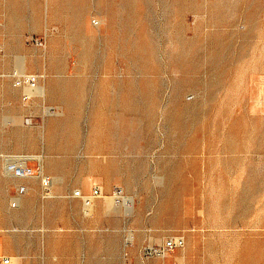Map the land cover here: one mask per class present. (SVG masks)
<instances>
[{"label": "rangeland", "instance_id": "rangeland-1", "mask_svg": "<svg viewBox=\"0 0 264 264\" xmlns=\"http://www.w3.org/2000/svg\"><path fill=\"white\" fill-rule=\"evenodd\" d=\"M175 235L155 264H264V0H0V260Z\"/></svg>", "mask_w": 264, "mask_h": 264}, {"label": "built area", "instance_id": "built-area-1", "mask_svg": "<svg viewBox=\"0 0 264 264\" xmlns=\"http://www.w3.org/2000/svg\"><path fill=\"white\" fill-rule=\"evenodd\" d=\"M101 189L96 188L93 195L99 196L101 195ZM114 195L118 196V200H120V197L123 195V190L120 187H116L114 192ZM186 243V240L183 236H171L166 238L161 243H152L148 244L143 249V257L147 261V264H155L153 261L155 259H162L167 254L174 253L176 250L182 248ZM2 264H12V259L8 256H4L1 258ZM157 264V263H156ZM173 264H182V263H173Z\"/></svg>", "mask_w": 264, "mask_h": 264}, {"label": "bare ground", "instance_id": "bare-ground-1", "mask_svg": "<svg viewBox=\"0 0 264 264\" xmlns=\"http://www.w3.org/2000/svg\"><path fill=\"white\" fill-rule=\"evenodd\" d=\"M80 194H81V196L80 197H82L83 199H84V202H85V204H86V209L88 210V209H91V207L93 206V197H94V195L92 194V195H90V196H85V195H83L82 193H81V191H80ZM115 196V198H117L118 196H116V195H114ZM118 199V198H117ZM2 245V244H1ZM1 248V247H0ZM165 257H167V256H165ZM12 264H14V261H13V258H12Z\"/></svg>", "mask_w": 264, "mask_h": 264}, {"label": "crops", "instance_id": "crops-1", "mask_svg": "<svg viewBox=\"0 0 264 264\" xmlns=\"http://www.w3.org/2000/svg\"><path fill=\"white\" fill-rule=\"evenodd\" d=\"M1 248H2V246H0ZM1 248H0V250H1Z\"/></svg>", "mask_w": 264, "mask_h": 264}]
</instances>
